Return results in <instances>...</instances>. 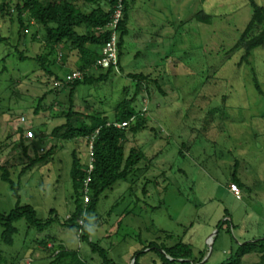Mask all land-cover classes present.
Segmentation results:
<instances>
[{
    "label": "rangeland",
    "instance_id": "obj_1",
    "mask_svg": "<svg viewBox=\"0 0 264 264\" xmlns=\"http://www.w3.org/2000/svg\"><path fill=\"white\" fill-rule=\"evenodd\" d=\"M256 1L264 6V0ZM200 11L207 18H199ZM129 14L122 56L125 72L113 74L107 82L79 86L75 110L82 118L104 111L113 119L124 88L130 86L129 95L134 92L130 72L152 74L165 93L155 88L149 101L145 102L146 92L136 100L150 122L145 130L129 135L128 149L139 147L145 158L127 180L101 196L89 218L90 239L107 250L110 264H134L136 252L150 242L163 246L180 239L192 246L195 257L205 251L208 264H219L246 241L264 238V45L248 61H242L243 49H235L253 9L249 0H135ZM14 18L11 22L0 14V36L9 38L0 43L1 163L20 183L21 203L31 204L44 220L58 221L41 233L25 220L17 222L14 244L0 240V252L9 264H52V251L39 243L49 239L48 247L61 243L80 251L90 264H104L88 241L61 225L76 207L73 151L85 168L90 150L82 138L55 136L54 129L67 121L56 113L67 106L56 103L48 75L37 62L21 60L16 49L19 45L27 56L37 57L45 51L42 34L35 38L34 26L19 43ZM261 30L260 25L254 33ZM62 51L66 63L59 53L52 69L65 77L76 67L79 54L70 48ZM67 92L63 90L59 100L66 99ZM45 93V108L35 114ZM19 128L28 139V155L20 144ZM57 143L52 160L20 177L29 156L35 157L34 147L44 153ZM234 178L239 196L230 189ZM17 201L0 170V212H9ZM161 262L156 251L139 256V264ZM241 264H264L262 253H246Z\"/></svg>",
    "mask_w": 264,
    "mask_h": 264
},
{
    "label": "trees",
    "instance_id": "obj_2",
    "mask_svg": "<svg viewBox=\"0 0 264 264\" xmlns=\"http://www.w3.org/2000/svg\"><path fill=\"white\" fill-rule=\"evenodd\" d=\"M135 0H3L0 3V14L15 22L16 15L19 24L18 42L27 36L30 28L36 27L34 33L36 38L42 34V42L45 43V51L35 58L29 57L25 52L19 50L21 60H35L38 66L48 75L47 83H51L50 93H54L56 103L67 108L56 113V116L65 117L66 123L57 126L54 134L59 140H73L82 138L87 141L90 150V162L87 167H83L81 158L77 150L73 151V164L71 178L74 193L77 196L75 210L61 222V225L75 230L81 240L91 244L92 251L98 252L104 258V264H110L107 250L99 243L90 239L89 218L96 212L101 196L104 192L112 188L117 182L127 180L136 170L139 163L145 158V153L136 146L128 149V142L131 134L135 135L149 126L150 117L144 109H138L135 105L140 94L147 93L145 102L149 101L151 94L155 90L165 93L159 80L146 73H129L128 77L134 82V92L130 94V86L123 90V98L116 105L114 118L111 119L104 111H97L92 115L81 117V113L75 110V96L79 86L83 84H95L107 82L115 73L125 72L122 64L124 53L125 37L129 31L131 2ZM253 9L250 22L235 45V49H243L242 61H248L252 52L264 45V6L256 0H249ZM122 6V15L117 26L111 27L114 15L118 6ZM15 12L16 14H14ZM199 18H207V15L200 11ZM262 26V30L255 34L254 31ZM118 34V66L111 65L103 67L98 65V61L103 56V49L110 41L113 33ZM9 39L7 36H0V43ZM70 48L77 50L79 54L75 68L68 69L66 76L62 77L52 69L59 59H64L66 54L61 50ZM7 67H4V70ZM74 71H80L83 76L73 80H67V76ZM255 85L259 92H262L260 83L255 78ZM156 88V89H155ZM67 89V98L59 100V94ZM45 93L38 99L34 113L39 114L45 107ZM144 99V98H143ZM52 109V105L49 107ZM80 116V117H79ZM126 123L124 126H120ZM154 130V128H152ZM23 151L28 155L29 145L27 138L23 137L24 130L19 128ZM16 147L19 144L14 143ZM59 143L52 146L48 151L40 153L34 147L35 157L30 158V162L21 168L20 177L37 164L49 162L53 159L59 148ZM91 165L93 168L91 169ZM16 168L12 166V168ZM0 170L2 179L10 183L14 194L18 197L15 208L9 212H0V240L13 245L15 235L18 233L17 222L25 220L29 228H34L38 232H44L51 227L58 219H42L38 216L37 210L31 204H22L19 196L20 183H16L12 178V171L9 166L1 163L0 146ZM234 183H239L234 178ZM89 196L88 202L85 196ZM227 221V220H226ZM169 238L172 235H168ZM48 240L39 241L48 251H52V264H90L83 259L78 250H72L65 245L58 243L48 247ZM51 240V239H50ZM148 249V250H147ZM147 250V251H146ZM156 251L162 258L161 264H208L209 259H205L206 252L201 251L198 257L194 256V251L189 243L179 240L173 245L159 246L155 241L144 246L142 250L136 252L134 264H139V256L146 252ZM257 251L262 253L264 259V238L246 241L241 244L237 252H232L230 257L219 264H241L242 257L249 252ZM0 264H9L7 257L0 252Z\"/></svg>",
    "mask_w": 264,
    "mask_h": 264
},
{
    "label": "built area",
    "instance_id": "obj_3",
    "mask_svg": "<svg viewBox=\"0 0 264 264\" xmlns=\"http://www.w3.org/2000/svg\"><path fill=\"white\" fill-rule=\"evenodd\" d=\"M122 0H120L121 2ZM122 15V6L121 4L118 6L117 11L114 15V20L110 23L111 27H116ZM117 39L118 34L116 32L113 33L110 41H108L103 49V56L98 61V65H101L105 68L110 67L111 65L118 66V49H117ZM83 74L80 71H74L73 73L67 76V80H73L75 78H81ZM126 123H122L120 126H124ZM93 165H91V169ZM230 189L237 195H240V188L236 183H232ZM89 196H85V201L88 202Z\"/></svg>",
    "mask_w": 264,
    "mask_h": 264
},
{
    "label": "water",
    "instance_id": "obj_4",
    "mask_svg": "<svg viewBox=\"0 0 264 264\" xmlns=\"http://www.w3.org/2000/svg\"><path fill=\"white\" fill-rule=\"evenodd\" d=\"M208 259V258H207ZM206 260V259H205Z\"/></svg>",
    "mask_w": 264,
    "mask_h": 264
}]
</instances>
